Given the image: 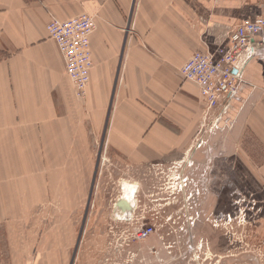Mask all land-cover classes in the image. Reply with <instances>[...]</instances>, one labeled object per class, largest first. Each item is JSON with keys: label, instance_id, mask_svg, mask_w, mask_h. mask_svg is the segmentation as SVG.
Here are the masks:
<instances>
[{"label": "crops", "instance_id": "0c3cea01", "mask_svg": "<svg viewBox=\"0 0 264 264\" xmlns=\"http://www.w3.org/2000/svg\"><path fill=\"white\" fill-rule=\"evenodd\" d=\"M84 13L95 30L81 98L47 25ZM261 15L264 0H0V264L76 262L93 156L147 166L191 148L203 102L182 66L198 50L221 56L231 30ZM255 41L220 128L193 156L196 196L216 216L243 203L264 216V32Z\"/></svg>", "mask_w": 264, "mask_h": 264}, {"label": "rangeland", "instance_id": "374dc122", "mask_svg": "<svg viewBox=\"0 0 264 264\" xmlns=\"http://www.w3.org/2000/svg\"><path fill=\"white\" fill-rule=\"evenodd\" d=\"M212 126L204 127L177 159L156 167L94 155L91 199L74 215L73 264H264V216L245 203L231 218L216 216L196 196L193 156L211 144ZM187 176L193 182L184 187L181 179ZM120 198L132 208L115 211ZM150 221L156 233L137 240L136 228Z\"/></svg>", "mask_w": 264, "mask_h": 264}, {"label": "built area", "instance_id": "2783aa9c", "mask_svg": "<svg viewBox=\"0 0 264 264\" xmlns=\"http://www.w3.org/2000/svg\"><path fill=\"white\" fill-rule=\"evenodd\" d=\"M47 30L58 46L66 73L71 78L78 96L85 98L93 67L91 36L95 30L94 17L86 13L67 20L52 16ZM263 32L264 15L254 19L246 18L229 33L227 51L221 56L216 57L208 51L198 50L182 66L181 74L184 80L195 82L200 89L203 111L198 135L210 122L213 129L220 128L222 110L226 111L243 81L233 70L242 68L249 58L258 53L263 43L255 41V36ZM223 102L228 103L225 105ZM195 140H198V136ZM181 180L184 187L191 183L188 176ZM248 207L255 209L254 204ZM152 221L141 223L136 228L134 236L137 240H145L156 233V224Z\"/></svg>", "mask_w": 264, "mask_h": 264}, {"label": "water", "instance_id": "95a60500", "mask_svg": "<svg viewBox=\"0 0 264 264\" xmlns=\"http://www.w3.org/2000/svg\"><path fill=\"white\" fill-rule=\"evenodd\" d=\"M233 72L237 73V70H234ZM130 207L132 208L131 204L127 200L120 198L116 203L115 211L119 210L120 208L125 210L127 209L130 210L131 209Z\"/></svg>", "mask_w": 264, "mask_h": 264}, {"label": "bare ground", "instance_id": "6f19581e", "mask_svg": "<svg viewBox=\"0 0 264 264\" xmlns=\"http://www.w3.org/2000/svg\"><path fill=\"white\" fill-rule=\"evenodd\" d=\"M129 188H131V191H129V193L131 194V195H133V194H135V192H136V190H135V187L134 186H132V185H127ZM127 194V193H126ZM129 199V198H128ZM130 201H131V203H132V200L130 199ZM123 210V212L125 211V209H122Z\"/></svg>", "mask_w": 264, "mask_h": 264}]
</instances>
